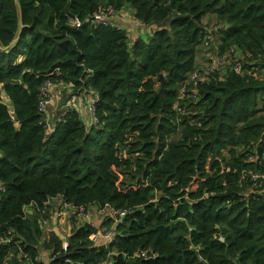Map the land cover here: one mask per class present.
Instances as JSON below:
<instances>
[{
  "label": "trees",
  "instance_id": "1",
  "mask_svg": "<svg viewBox=\"0 0 264 264\" xmlns=\"http://www.w3.org/2000/svg\"><path fill=\"white\" fill-rule=\"evenodd\" d=\"M14 1L20 34L0 52V264H264V181L240 179L264 170V0H0L2 47L16 32ZM105 4L154 29L128 43L122 26L65 25ZM206 29L251 74L212 72L178 115ZM45 77L69 95L95 90L96 121L65 107L48 130L36 107ZM56 195L127 212L101 217L108 242L90 241L94 225L71 214L64 245L51 232L41 242L42 263V227L24 206Z\"/></svg>",
  "mask_w": 264,
  "mask_h": 264
},
{
  "label": "built area",
  "instance_id": "2",
  "mask_svg": "<svg viewBox=\"0 0 264 264\" xmlns=\"http://www.w3.org/2000/svg\"><path fill=\"white\" fill-rule=\"evenodd\" d=\"M116 11L110 4L100 5L91 13L79 18L77 16H68L66 18L65 25L68 28H78L81 25L87 23L91 25L95 24H103L109 25L112 24V19L115 15ZM200 53L198 57H202V61H196V67L189 71L185 78L180 82L178 86V90L175 96V101L173 108L178 115L187 114L189 115L190 112H187L186 105L188 103L194 102L197 100V85L206 79L212 72L215 71H222L226 67L229 68L231 71L237 74H251V71L246 70L242 66L241 57L239 56L235 47H231L226 53L220 54L218 51V46L214 42V36L212 35L210 29H206V34L202 38L200 44ZM199 57V59L201 58ZM54 76H59L60 71L55 70L53 72ZM88 75V73H87ZM65 86L69 87L68 84H65L62 81L56 82L55 80L45 77L41 84L38 87V94H37V112L40 113L45 120L44 123L49 127V116H48V107L53 103L54 96H59V90L62 88H66ZM81 95H84L83 101V110L86 114V118L84 115L80 117L81 119L87 123H92L96 121L94 116V104L97 100V93L95 90L91 88L82 89ZM65 109V108H64ZM241 180H247L251 183V186H256L260 181H264V170H253L248 169L244 170L240 174ZM2 190V183L0 182V191ZM52 205L58 207V211L56 214L62 215H75L77 218H80L87 223L89 221V209L87 206L81 205H73L69 202H65L61 199L60 196H52L46 198L45 200L41 201L40 203L29 202L24 206V212L27 209H33L37 212V218L40 226L47 227L49 222V209ZM95 212L100 216H116L119 220L126 212L125 209H118L113 210L109 207L108 204H103L101 207L95 208ZM48 213V215H47ZM108 214V215H107ZM104 220V219H103ZM93 226V224H91ZM95 227V226H94ZM112 230L99 227L96 228L95 232L90 234L88 237L90 241L96 242L102 240L103 242H108L112 239ZM7 238H3L0 236V243H5ZM64 245V243H63ZM28 264V262L23 263Z\"/></svg>",
  "mask_w": 264,
  "mask_h": 264
},
{
  "label": "crops",
  "instance_id": "3",
  "mask_svg": "<svg viewBox=\"0 0 264 264\" xmlns=\"http://www.w3.org/2000/svg\"><path fill=\"white\" fill-rule=\"evenodd\" d=\"M212 19V18H211ZM203 23H206L205 19L203 18ZM112 24L118 25L119 27H124L126 29V34H127V41L128 43H131V41H133L134 39H136L137 37H140L142 39L146 38L151 31L154 29V27H150V26H145L141 23H139L138 21H136L134 18H132V14H131V10L129 8L123 7L121 10H118V12L115 13L113 19H112ZM129 39V40H128ZM201 57V56H199ZM199 57H197V60H199ZM63 89V88H62ZM69 92V90H67V93ZM84 95H81V93H75V94H68V99L64 102H62V104H56L54 101L53 103L48 107V120L49 123L53 122L55 120L56 115L58 114V112H60L61 110H63L65 107H73L76 106L79 108V113L82 115H86L84 113L83 110V101H84ZM86 118V116H85ZM58 211V207L53 205L50 207L49 209V213H51L49 215V222H48V226L47 227H43L42 231H48L53 233L54 235H56L59 239L62 240V243H65V236H67V234H65V236H60L59 232L64 231V223L66 225L65 229L68 233L69 228H70V222H69V217H71V215H62V214H56V212ZM90 216H93L90 217ZM95 217H99L101 219V217L95 212L94 207H91L89 209V221L91 222V224H93L95 226V228H99V224L98 222L96 224H94V220ZM47 235V234H46Z\"/></svg>",
  "mask_w": 264,
  "mask_h": 264
},
{
  "label": "rangeland",
  "instance_id": "4",
  "mask_svg": "<svg viewBox=\"0 0 264 264\" xmlns=\"http://www.w3.org/2000/svg\"><path fill=\"white\" fill-rule=\"evenodd\" d=\"M204 19L206 21L205 26L207 28H211V27L216 25V20H215V18L212 17L211 14L205 15ZM199 61H202V57L199 59ZM226 69L227 68H225L224 70H226ZM67 99H68V93H67V90H65L64 88L59 90V96L58 97L54 96V102L56 104H62V102L66 101ZM74 108H75V110L79 111V108L76 106V104H75ZM90 217L93 218V216H90ZM93 220H94V224H96L97 222H98V224H100L103 221H106V220L100 219L99 217H97V218L95 217V219H93ZM69 222H70V220H69ZM102 226L110 228V227H112V224L111 225L104 224ZM65 227H66V225L64 223V231L62 232V234H61V232H59L60 236L61 235L65 236V234H67ZM46 234H48V231H43V236L40 238V243L37 246V248H38L37 260L39 262H42V263H45L47 260V251L41 246V242L46 238Z\"/></svg>",
  "mask_w": 264,
  "mask_h": 264
},
{
  "label": "water",
  "instance_id": "5",
  "mask_svg": "<svg viewBox=\"0 0 264 264\" xmlns=\"http://www.w3.org/2000/svg\"><path fill=\"white\" fill-rule=\"evenodd\" d=\"M14 3H15L16 15H17L16 32H15L13 38L10 40V42L6 46L2 47L0 45V52L8 51L15 44V42L18 39L19 34H20V30H21L20 13H19L18 5L16 4L15 1H14ZM164 81H165L164 74H159L158 75V89H157V95L158 96H160L161 90L164 89Z\"/></svg>",
  "mask_w": 264,
  "mask_h": 264
}]
</instances>
